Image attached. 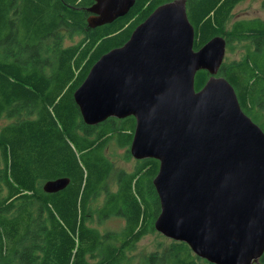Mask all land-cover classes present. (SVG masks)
<instances>
[{
  "label": "trees",
  "instance_id": "trees-1",
  "mask_svg": "<svg viewBox=\"0 0 264 264\" xmlns=\"http://www.w3.org/2000/svg\"><path fill=\"white\" fill-rule=\"evenodd\" d=\"M169 1L136 0L125 16L90 27L87 8L95 0H0V264H129L130 252L157 231L159 160L141 159L133 172L117 173L116 191L106 184L114 172L106 149L116 142L130 154L136 119L87 124L74 92L103 54L125 44ZM243 1L187 0V10L196 50L216 35L228 45L250 43L241 59L222 64L219 75L251 116L264 108V22L242 19L228 27ZM210 76L199 70L196 90ZM60 177L71 179L64 189H44ZM103 192V204L95 205ZM111 217L123 218L124 226L103 232L94 223ZM169 239L142 264H214L188 243Z\"/></svg>",
  "mask_w": 264,
  "mask_h": 264
},
{
  "label": "water",
  "instance_id": "water-1",
  "mask_svg": "<svg viewBox=\"0 0 264 264\" xmlns=\"http://www.w3.org/2000/svg\"><path fill=\"white\" fill-rule=\"evenodd\" d=\"M135 2L95 0L88 24L111 23ZM194 42L187 0L163 3L95 62L74 98L87 124L136 119L132 156L160 162L158 231L211 263L254 264L264 255V130L219 75L226 37L198 50ZM201 69L211 76L196 90ZM70 181L51 179L44 189L57 192Z\"/></svg>",
  "mask_w": 264,
  "mask_h": 264
},
{
  "label": "rangeland",
  "instance_id": "rangeland-1",
  "mask_svg": "<svg viewBox=\"0 0 264 264\" xmlns=\"http://www.w3.org/2000/svg\"><path fill=\"white\" fill-rule=\"evenodd\" d=\"M264 0H245L240 3L235 10L233 11V15L229 21L228 27H231L235 21L242 20V19H253L258 18L264 22ZM76 40H78L76 38ZM73 39H66V44H71ZM250 43L247 41H238L233 42L228 45L226 48V55H225V62H232L233 60L241 59L244 54H246L248 50V45ZM262 110V111H259ZM259 120H254L253 118H258ZM258 125L264 124V108H256L255 112L250 116ZM4 124V120L2 121L1 125ZM107 155L111 158L114 163V172L109 177L107 181V189L110 191H116L118 189V176L117 173L121 171L126 172H133L136 168L137 160L132 156V154L128 153V148L119 147L116 142H111L108 146ZM154 196V195H152ZM151 196V197H152ZM150 197V195L148 196ZM105 200V192L94 202L95 205L101 206ZM98 220V218H97ZM101 231L105 232L108 230L118 231L123 226L125 221L121 217H111L107 220L99 223L97 221L94 222ZM165 236L160 231H156L154 233L149 234L148 236L144 237L137 246L130 252L132 254V259L129 264H142V258L150 254L153 251H156L160 248V244L167 245L169 243V237ZM131 257V255H130ZM264 263V262H263ZM127 264V263H126ZM254 264H262L261 262H257Z\"/></svg>",
  "mask_w": 264,
  "mask_h": 264
},
{
  "label": "flooded vegetation",
  "instance_id": "flooded-vegetation-1",
  "mask_svg": "<svg viewBox=\"0 0 264 264\" xmlns=\"http://www.w3.org/2000/svg\"><path fill=\"white\" fill-rule=\"evenodd\" d=\"M131 146V145H130ZM130 149V148H129ZM138 161V159H136ZM140 161V160H139Z\"/></svg>",
  "mask_w": 264,
  "mask_h": 264
}]
</instances>
